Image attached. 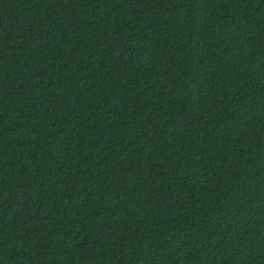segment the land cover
<instances>
[{
	"label": "trees",
	"instance_id": "16d2710c",
	"mask_svg": "<svg viewBox=\"0 0 264 264\" xmlns=\"http://www.w3.org/2000/svg\"><path fill=\"white\" fill-rule=\"evenodd\" d=\"M0 264H264V0H0Z\"/></svg>",
	"mask_w": 264,
	"mask_h": 264
}]
</instances>
